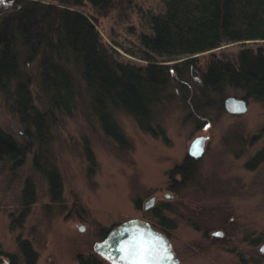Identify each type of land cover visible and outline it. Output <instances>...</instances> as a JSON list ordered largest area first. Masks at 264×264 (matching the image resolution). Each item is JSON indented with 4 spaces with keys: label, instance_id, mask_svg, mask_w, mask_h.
<instances>
[{
    "label": "rangeland",
    "instance_id": "1",
    "mask_svg": "<svg viewBox=\"0 0 264 264\" xmlns=\"http://www.w3.org/2000/svg\"><path fill=\"white\" fill-rule=\"evenodd\" d=\"M134 4L97 16L96 28L120 59L140 62L124 50L134 48L137 33L146 30L137 7L157 9L160 4L159 0ZM255 44L264 47V42ZM242 45L226 43L212 52L231 57ZM208 55L199 56V66L204 68ZM24 70L35 79L38 59L25 60ZM187 87L193 89L189 81ZM30 89L35 106L43 108L37 89ZM232 93L226 96L240 98ZM189 102L178 90L156 108L155 119L164 136L147 133L131 115L114 111L127 147L104 134L85 98L68 112L55 114L49 136L40 148L34 144L23 164H0V264H11V257L13 264H24L19 238L27 239L36 251L35 264H79L78 254H92L102 264H110L94 251V243L103 238V230L133 217L167 235L178 264H264V163L245 167L264 143V108L247 99L245 112L233 114L222 102V109L210 107L208 116L195 120ZM12 106V96L0 89V127L25 142L36 131L33 127L26 131ZM197 135L207 137L204 152L196 159L192 177L179 185L171 169L188 154ZM44 170H54L60 177L56 199ZM170 179L177 180L176 188L169 187ZM25 181L31 183L34 199L19 218ZM166 192L176 197L165 198ZM151 196H156L155 207L174 227L160 225L152 211L143 208ZM79 225L84 229L79 230Z\"/></svg>",
    "mask_w": 264,
    "mask_h": 264
},
{
    "label": "trees",
    "instance_id": "2",
    "mask_svg": "<svg viewBox=\"0 0 264 264\" xmlns=\"http://www.w3.org/2000/svg\"><path fill=\"white\" fill-rule=\"evenodd\" d=\"M134 3L0 0V89L12 96V107L26 131L29 127L36 131L25 142H18L0 127V164H23L34 144L40 148L49 136L54 115L68 112L81 97L104 134L120 147L128 143L113 112L121 110L131 115L141 130L164 136L155 111L174 91L180 90L190 101L189 111L195 120L208 116L210 107L222 109L230 91L246 101H258L264 108V47L255 44L264 42V0H159L157 9L137 7L146 30L137 33L134 48L124 50L140 62L120 59L121 54L102 41L96 28L97 16ZM226 43L243 45L231 57L212 52ZM206 52L209 55L203 68L199 56ZM36 58L34 79L24 70V62ZM31 86L39 92L43 108L33 103ZM37 161L35 154L33 163ZM197 162L185 155L171 169V177L177 175L178 184H183L194 174ZM261 163L264 143L245 167L254 169ZM44 171L52 199H56L60 177L54 170ZM33 199V187L25 181L19 218L26 215ZM153 212L160 216L158 209ZM160 219V225L174 227L171 220ZM107 232L103 230L101 236ZM18 248L25 264H33L36 253L30 244L20 239ZM90 259L78 257L81 264H102L95 256Z\"/></svg>",
    "mask_w": 264,
    "mask_h": 264
},
{
    "label": "water",
    "instance_id": "3",
    "mask_svg": "<svg viewBox=\"0 0 264 264\" xmlns=\"http://www.w3.org/2000/svg\"><path fill=\"white\" fill-rule=\"evenodd\" d=\"M224 109L233 114L245 112L246 100L234 96L223 99ZM238 109V110H237ZM207 137L205 135L195 136L189 143L188 155L197 159L203 152ZM200 141L197 146L194 142ZM196 154H193V153ZM164 196H168L164 194ZM155 196H151L144 202L148 208L153 204ZM82 229V228H81ZM155 240V247L151 249V255L142 253L137 244L141 246L150 244ZM264 250V245L261 246ZM94 251L110 264H178L179 260L169 241L160 231L154 229L150 223L142 218H129L116 225L108 231L101 239L94 243Z\"/></svg>",
    "mask_w": 264,
    "mask_h": 264
},
{
    "label": "flooded vegetation",
    "instance_id": "4",
    "mask_svg": "<svg viewBox=\"0 0 264 264\" xmlns=\"http://www.w3.org/2000/svg\"><path fill=\"white\" fill-rule=\"evenodd\" d=\"M175 181H177V180H175ZM176 186V184L174 183V182H172V179H170V182H169V187L172 189V188H174ZM164 194H167L168 196H164L165 198H175L176 197V195L174 194V193H164ZM155 202H156V196H155V199H154V201H153V204L150 206V207H148V208H145L144 206H143V208L145 209V210H147V209H150L151 211H152V213H153V216H154V212H153V209L154 208H156V209H158L157 207H155ZM163 208L164 209H166V210H168L167 209V205H163ZM159 211V210H158ZM160 213V212H159ZM162 216L163 217H165L164 215H162L161 213H160V216L159 217H156V216H154L155 218H157L158 219V222L160 223L161 222V219L160 218H162ZM166 218V217H165ZM168 219V218H167ZM170 220V219H169ZM151 226H152V224H150ZM153 227V226H152ZM164 227H166V226H164ZM82 228V229H81ZM154 229H156L155 227H153ZM168 228H172V227H168ZM78 229L79 230H83L84 228L82 227V226H78ZM156 230H158V229H156ZM158 231H160V230H158ZM161 233H163L162 231H160ZM217 233H219L220 235L222 234L221 232H214V234L215 235H217ZM164 234V233H163ZM165 235V234H164ZM166 237H167V235H165ZM168 238V237H167ZM169 239V238H168ZM18 240H20V238L18 239ZM22 240H26L29 244H30V242L27 240V239H25V238H23ZM170 241V240H169ZM171 243V242H170ZM17 244H18V242H17ZM171 245H172V243H171ZM30 246H31V248H32V250L36 253V251L33 249V247H32V245L30 244ZM173 247V246H172ZM79 256H81V257H83L86 261H89V262H91V257H92V254H88V255H85V256H82L81 254H78L77 255V261H78V263L79 264H81L80 262H79V260H78V257ZM23 258V257H22ZM13 258L11 257V264H13L14 262H13V260H12ZM36 259H37V253H36V258H35V260H34V262H33V264H35V262H36ZM105 260V259H104ZM23 261H24V259H23ZM3 264H8V262L7 261H5ZM24 264H25V262H24Z\"/></svg>",
    "mask_w": 264,
    "mask_h": 264
},
{
    "label": "snow or ice",
    "instance_id": "5",
    "mask_svg": "<svg viewBox=\"0 0 264 264\" xmlns=\"http://www.w3.org/2000/svg\"><path fill=\"white\" fill-rule=\"evenodd\" d=\"M238 110V109H237ZM197 146L199 145L200 141L197 140L196 142H194ZM193 154H196L195 152ZM217 235H220L219 233H217ZM137 247L139 248V250L147 255H151V249L155 247V240H153L150 244H146L141 246V244H137ZM142 264H144V262H142ZM146 264H152L151 261L146 262Z\"/></svg>",
    "mask_w": 264,
    "mask_h": 264
}]
</instances>
